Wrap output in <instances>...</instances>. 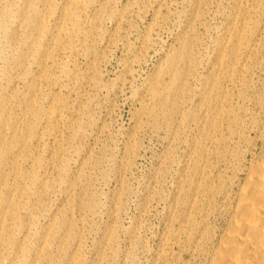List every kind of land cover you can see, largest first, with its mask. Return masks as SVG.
Segmentation results:
<instances>
[{
  "label": "rangeland",
  "instance_id": "rangeland-1",
  "mask_svg": "<svg viewBox=\"0 0 264 264\" xmlns=\"http://www.w3.org/2000/svg\"><path fill=\"white\" fill-rule=\"evenodd\" d=\"M1 10L0 133L24 139L15 164L33 179L8 193L4 232L25 249L0 264H198L231 175L262 141L264 0Z\"/></svg>",
  "mask_w": 264,
  "mask_h": 264
},
{
  "label": "bare ground",
  "instance_id": "bare-ground-1",
  "mask_svg": "<svg viewBox=\"0 0 264 264\" xmlns=\"http://www.w3.org/2000/svg\"><path fill=\"white\" fill-rule=\"evenodd\" d=\"M3 12L1 10L0 15ZM35 87L30 88V98L36 96ZM140 105L145 108L146 99H142ZM31 109L29 106L16 120H30L33 116ZM51 114H56L55 110ZM3 124L0 118V126ZM45 133L52 137L56 134L55 129H48ZM258 136L262 138L259 149L253 150L250 158L244 155L231 175L232 187L224 197L223 222L214 229L210 228L206 235L201 234L199 243L202 253L198 264H264V129L259 131ZM3 139L4 134L0 133V167L8 163V171L0 176V189L5 188L6 191V194L0 195V252L6 249L12 251L17 261L25 247L16 244L4 232L5 225L15 217V198L8 193L18 186V181L32 180L33 176L28 173L23 175L15 164L23 152L24 139L15 138L9 145ZM28 159L29 156H23V160ZM83 164L87 166L88 162L85 160ZM76 226L73 220L65 224L69 230ZM14 260L12 256L9 263L13 264Z\"/></svg>",
  "mask_w": 264,
  "mask_h": 264
}]
</instances>
